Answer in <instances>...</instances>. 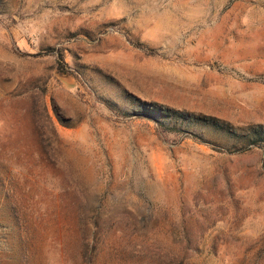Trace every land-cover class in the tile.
I'll list each match as a JSON object with an SVG mask.
<instances>
[{"label":"rangeland","instance_id":"1","mask_svg":"<svg viewBox=\"0 0 264 264\" xmlns=\"http://www.w3.org/2000/svg\"><path fill=\"white\" fill-rule=\"evenodd\" d=\"M0 264H264V0H0Z\"/></svg>","mask_w":264,"mask_h":264},{"label":"trees","instance_id":"2","mask_svg":"<svg viewBox=\"0 0 264 264\" xmlns=\"http://www.w3.org/2000/svg\"><path fill=\"white\" fill-rule=\"evenodd\" d=\"M54 56H55V61H56V64L58 66V69L60 70V72H64L65 71L64 68L66 67V63L64 61V55H63V53L60 52V51H57L54 54Z\"/></svg>","mask_w":264,"mask_h":264}]
</instances>
